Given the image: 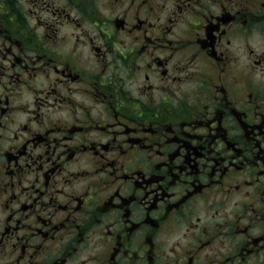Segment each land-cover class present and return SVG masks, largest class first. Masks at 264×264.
Instances as JSON below:
<instances>
[{
	"label": "flooded vegetation",
	"instance_id": "obj_1",
	"mask_svg": "<svg viewBox=\"0 0 264 264\" xmlns=\"http://www.w3.org/2000/svg\"><path fill=\"white\" fill-rule=\"evenodd\" d=\"M0 264H264V0H0Z\"/></svg>",
	"mask_w": 264,
	"mask_h": 264
}]
</instances>
